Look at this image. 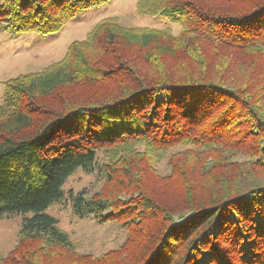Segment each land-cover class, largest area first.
Listing matches in <instances>:
<instances>
[{
    "label": "trees",
    "instance_id": "obj_1",
    "mask_svg": "<svg viewBox=\"0 0 264 264\" xmlns=\"http://www.w3.org/2000/svg\"><path fill=\"white\" fill-rule=\"evenodd\" d=\"M110 1L0 0V29L56 34ZM136 11L179 30L106 18L60 61L5 82L0 217L23 221L0 264L72 256L48 213L62 201L127 231L121 249L73 264H264V0H137ZM78 170L101 173L102 191L66 192Z\"/></svg>",
    "mask_w": 264,
    "mask_h": 264
},
{
    "label": "rangeland",
    "instance_id": "obj_2",
    "mask_svg": "<svg viewBox=\"0 0 264 264\" xmlns=\"http://www.w3.org/2000/svg\"><path fill=\"white\" fill-rule=\"evenodd\" d=\"M136 3L137 0H112L80 13L60 32L46 36L34 33L18 35L10 30L0 29V104L4 102L6 81L22 74L39 72L60 61L71 43L84 40L103 19L118 18L125 27H171L175 32L179 30L178 25H172L162 17L138 15ZM178 151L168 150L158 157L154 170L158 177L170 174V159ZM98 161L99 165H103L110 160L106 152H101L98 154ZM105 183L101 173L86 174L78 170L68 179L64 189L66 192L85 191L89 196H95L102 191ZM48 213L59 220L60 227L67 232L73 243L72 256L59 257L53 264H73L74 256L80 255L100 258L121 249L127 240V231L120 223L101 225L91 217L77 218L67 201L54 202L48 208ZM22 221L23 217L19 215L0 217V261L17 247Z\"/></svg>",
    "mask_w": 264,
    "mask_h": 264
}]
</instances>
